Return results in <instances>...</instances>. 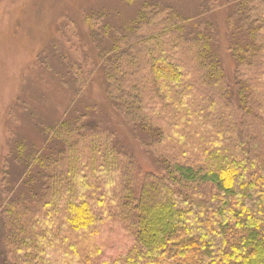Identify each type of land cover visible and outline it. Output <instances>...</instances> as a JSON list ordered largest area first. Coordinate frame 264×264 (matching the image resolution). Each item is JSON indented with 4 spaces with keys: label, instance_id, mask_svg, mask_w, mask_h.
<instances>
[{
    "label": "trees",
    "instance_id": "obj_1",
    "mask_svg": "<svg viewBox=\"0 0 264 264\" xmlns=\"http://www.w3.org/2000/svg\"><path fill=\"white\" fill-rule=\"evenodd\" d=\"M236 12L244 41L233 43L242 64L235 101L206 32L193 33L197 63L187 65L170 46L161 49L171 42L168 32L184 28L176 14L162 18L169 26L157 36L132 33L135 22L121 32L132 46L142 44L149 83L164 87V135L139 116L138 86L130 91L136 96L115 82L123 63L118 48L111 60L101 47L107 96L117 93L130 125L162 137L142 142L146 154L158 155V171L136 172L132 156L109 132L88 128L81 113L47 124L45 138L60 149L45 154L20 142L9 163L0 264H264V0H241ZM213 86L206 103L198 99L185 111L182 96ZM180 112L187 113L181 122ZM178 145L198 158L171 154Z\"/></svg>",
    "mask_w": 264,
    "mask_h": 264
},
{
    "label": "rangeland",
    "instance_id": "obj_2",
    "mask_svg": "<svg viewBox=\"0 0 264 264\" xmlns=\"http://www.w3.org/2000/svg\"><path fill=\"white\" fill-rule=\"evenodd\" d=\"M240 1L0 0V182L6 173V180L0 184V261L7 252L1 201L12 171L9 163L20 142L35 145L45 154L60 149L59 142L45 138L42 130L47 124L70 121L81 113L88 128L104 134L109 132L110 142L132 156L136 172L158 171L154 163L159 160L158 155L146 154L142 142L162 137L130 125L128 113L116 99L117 93L115 99L107 96L102 57L99 56L101 47L108 51L103 54L105 59L112 60L120 53L123 63L114 76L115 82L117 80L125 92L136 96V92L130 91L134 84L138 86L139 116L156 128L158 134L164 135L169 121L167 101L163 99L164 87L158 84L159 89H155L149 83L147 66L143 67V52H138L142 44L132 46L121 32L135 22L132 33L137 36L160 35L169 26L161 22L162 18L174 13L184 19L181 23L184 28L168 32L165 37L171 42H163L161 49L170 46L177 59L190 64L197 63L194 57L200 45L193 33L206 32L210 50L224 72L234 100L235 80L240 79L238 70L242 64L234 55L233 43L244 41L242 32L235 26ZM141 14L143 19L138 22ZM132 55L136 59H131ZM71 79L74 82H69ZM211 90L182 96L187 105L185 111L194 108L198 99L206 103V96L214 94L215 86ZM179 116L180 122L187 119V113L180 112ZM182 132L187 134V130ZM199 136L204 134L199 133ZM182 150L178 145L176 149L171 148L170 153L181 158L184 155L190 160L198 158L197 154H183ZM90 152L89 148L85 150L86 155ZM85 154L80 162L87 160Z\"/></svg>",
    "mask_w": 264,
    "mask_h": 264
}]
</instances>
